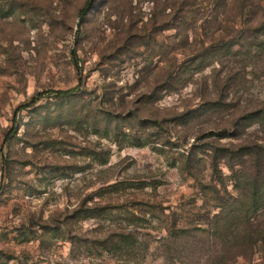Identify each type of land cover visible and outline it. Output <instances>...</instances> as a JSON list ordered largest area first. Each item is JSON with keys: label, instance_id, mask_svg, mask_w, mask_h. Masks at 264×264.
I'll return each mask as SVG.
<instances>
[{"label": "rangeland", "instance_id": "rangeland-1", "mask_svg": "<svg viewBox=\"0 0 264 264\" xmlns=\"http://www.w3.org/2000/svg\"><path fill=\"white\" fill-rule=\"evenodd\" d=\"M177 2L0 0V264L204 262L165 249L173 221L216 247L217 197L241 188L238 166L212 157L264 143V123L244 119L264 112V51L195 71L209 11L180 34ZM220 11L207 34L244 27ZM258 11L250 25L264 0ZM167 68L179 71L170 90ZM254 233L232 264H264Z\"/></svg>", "mask_w": 264, "mask_h": 264}, {"label": "trees", "instance_id": "trees-1", "mask_svg": "<svg viewBox=\"0 0 264 264\" xmlns=\"http://www.w3.org/2000/svg\"><path fill=\"white\" fill-rule=\"evenodd\" d=\"M259 5L260 0H179L175 6L172 5L171 17L175 20L172 27L180 34L195 30L190 21L189 13L193 14V12H198L204 7H207L209 11L208 16L204 17V22L199 26L204 29V35L209 38V41L201 43V49L196 54L197 59L194 61L192 68L195 71H200L214 62L231 60H241L243 62L256 56L259 52H263L264 18L255 25L249 23L253 15L259 12ZM224 8L234 11L232 13L233 20L236 15H239L242 18L244 27H241L233 35L229 34L227 28L226 33L224 32L221 35L218 33L215 36L213 30L210 31L211 34H207V31L217 21V14L222 12L220 10ZM165 26L168 27V24H165ZM193 32L197 35L196 30ZM165 74L167 79L165 82L167 83L164 88L170 90L174 88V80L179 77V71L167 68ZM72 90V88H68L52 92L59 95H69ZM43 94L41 92L33 94L28 102L20 105V108L35 105ZM259 112L260 110L258 112L254 111L244 116L248 125L253 122L264 123V112ZM17 128L14 117L12 125L5 133V142L15 134ZM230 134L232 133H227V135ZM221 159L230 167L238 166L236 176L241 190L237 196L219 195L217 197L219 211L216 214V222H213L214 235L217 238L216 247L210 241L206 243L207 239H204L202 243H194L192 238L195 227L176 226L175 221L168 228L169 237L166 238V241L170 240L171 244H164L165 249L168 251L185 249L191 254L203 255L205 257L204 262L200 264H232L236 256L241 253L246 254L247 250L249 252L252 250L251 236L253 232H255L253 242L254 240L260 241L264 246V225L260 221L264 213V143L242 144L237 151L221 147L214 152L212 160L216 164ZM202 231L204 234L206 230ZM126 236L127 234L121 235L119 238H125ZM120 240L122 239H116L114 246H117ZM237 248L238 250L234 251Z\"/></svg>", "mask_w": 264, "mask_h": 264}]
</instances>
